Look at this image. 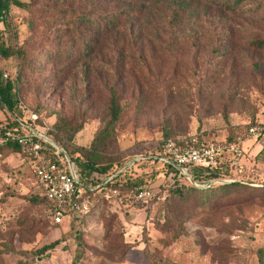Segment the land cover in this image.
<instances>
[{
  "label": "rangeland",
  "instance_id": "1",
  "mask_svg": "<svg viewBox=\"0 0 264 264\" xmlns=\"http://www.w3.org/2000/svg\"><path fill=\"white\" fill-rule=\"evenodd\" d=\"M18 1L27 9L10 5L0 22L4 45L18 52L0 57V72L24 110L0 107L1 123L14 114L52 128L60 118L80 123L71 143L89 149L114 86L122 113L101 155L128 164L119 181L140 179L157 192L165 179L161 141L183 135L237 141L240 167L225 173L260 187L168 196L148 214L123 208L128 201L98 200L80 221L54 226L46 205L31 198L26 165L3 149L0 264H258L264 152L253 157L242 142L264 139L248 134L264 127V0ZM120 12L123 22L98 34L96 24Z\"/></svg>",
  "mask_w": 264,
  "mask_h": 264
},
{
  "label": "trees",
  "instance_id": "2",
  "mask_svg": "<svg viewBox=\"0 0 264 264\" xmlns=\"http://www.w3.org/2000/svg\"><path fill=\"white\" fill-rule=\"evenodd\" d=\"M242 1L244 0H233L232 6H238ZM10 5L23 9H27L28 7L27 4L22 3L18 0H0V22L6 17ZM123 19V12L108 15V17L104 19V21H99V23L96 24V31L98 32V34H101L115 30V28L123 22ZM90 43L91 39L86 41V45L84 46L86 51L91 49V47L89 46ZM17 52L18 51H14L12 48L5 46L3 39L0 35V57L6 59L16 54ZM53 54L48 55V59L49 57H52ZM0 107L6 109L10 113H14V109L24 110V106L22 104V100L18 95L16 86L12 81L3 80L1 77V72ZM121 113L122 107L119 103L117 91L114 86H110L108 88L106 119L103 122V126L94 136L89 149L75 147L71 143L74 134H76L81 128L80 123L78 125H71L70 123H65L60 118L59 121H56L54 123L53 128L49 126V129H47L46 131L47 135L56 143H58L61 147H63V149L67 152L76 168L79 178L87 185H90L92 187L96 186L103 179L120 170V168H122L124 165L122 163H112L109 162V160L105 161V158H103L101 155L102 151L108 148V140L112 139L115 135V126L121 116ZM30 117H28V120H20V118L14 114L12 117H8L4 122H0V137L4 136L5 131L12 130L13 128H16L18 133H22L23 127L22 125H20V123L28 124L31 126H41L37 123L36 115L35 119H30ZM258 136L264 137V127ZM174 137L166 136L165 139ZM165 139H163L161 143ZM3 149H9L13 154H18L21 150V146L16 140L9 139L0 143V151ZM261 151H264V144L262 145ZM232 158L233 155L225 151L223 153L219 168L227 171L228 164L232 160ZM170 170L174 169L170 165L164 164V176H166L167 172ZM219 172L220 171L218 170H211L208 172V174H201L200 172H195L193 178L196 182L208 181L219 177ZM120 176L121 174L113 177L109 182L105 183L104 185H101L93 190L87 191L91 200L90 210L93 207L94 203L98 200L106 202L108 204H111L112 201H118L119 204H122L123 201H128L126 205L122 206L123 208H135L143 210L146 214H148L149 210L153 208L152 206L154 204L160 202L164 203L168 196L182 198L184 195L190 192L199 194L201 196H206L212 191H218L228 186H255L249 181H237L216 184L208 188H200L189 184L183 178H175L171 182L165 181L164 179V182L158 187L159 189L156 193V196L158 198H154L153 200H150L147 203H141L132 202L129 197L124 196V193L128 192L134 186H149H144L143 184H141L142 181L140 179H126L124 180V182H121L119 181ZM257 187L260 186L257 185ZM113 189H116L119 192V195L105 198L104 195L109 194V191ZM122 189L125 190L122 191ZM31 194L32 199H35V201L42 202L44 203V205H46L51 224L54 226H60L58 224H54L51 218V210L54 206V203L51 200L45 198L44 196L39 195L37 192H32ZM89 212L82 216H74L69 220L68 223L65 224L70 225L72 222L80 221L86 215H88ZM179 233H181V231H179ZM58 243L59 241H54L47 245H43L35 251V254L40 256L46 251L54 249L58 245ZM257 261L258 264H264V247L257 250ZM13 264H25V262L19 260Z\"/></svg>",
  "mask_w": 264,
  "mask_h": 264
},
{
  "label": "built area",
  "instance_id": "3",
  "mask_svg": "<svg viewBox=\"0 0 264 264\" xmlns=\"http://www.w3.org/2000/svg\"><path fill=\"white\" fill-rule=\"evenodd\" d=\"M31 119H35V115H31ZM20 125L23 127L22 133H18L16 128L5 131L4 136L0 137V143L11 139L16 140L21 146L17 155L27 167L32 192H37L54 203L51 210L53 223L62 225L68 223L74 216L87 214L91 205L87 191L104 185L112 178L103 183L106 177L94 187L87 185L79 178L71 158L63 147L59 145L61 150L57 149L47 141V138L51 139L46 133L49 126L37 127L23 123ZM262 129L252 126L248 129V134L259 135ZM225 151L233 155L228 167L236 171L237 166L240 167L244 151L235 140L199 142L194 137L188 138L183 135L167 138L162 142L159 161L163 165H170L174 170L167 172L165 181L183 178L196 187L241 181L230 174L226 175L225 170L219 168ZM211 170L220 171L219 177L201 182L194 180L195 172L208 174ZM252 175L256 177L258 173L254 171ZM156 193L150 186H134L124 193V196L129 197L132 202L147 203L158 198ZM116 195H119V192L113 189L104 197Z\"/></svg>",
  "mask_w": 264,
  "mask_h": 264
},
{
  "label": "crops",
  "instance_id": "4",
  "mask_svg": "<svg viewBox=\"0 0 264 264\" xmlns=\"http://www.w3.org/2000/svg\"><path fill=\"white\" fill-rule=\"evenodd\" d=\"M245 144L250 146L249 147V154L251 156L255 157L258 154V152L261 151L262 145L264 144V139L259 143L258 142L252 143V141H250V140L245 141V142L243 141L242 145H245ZM263 152L264 151H262V153Z\"/></svg>",
  "mask_w": 264,
  "mask_h": 264
},
{
  "label": "water",
  "instance_id": "5",
  "mask_svg": "<svg viewBox=\"0 0 264 264\" xmlns=\"http://www.w3.org/2000/svg\"><path fill=\"white\" fill-rule=\"evenodd\" d=\"M47 141H48L50 144H52L53 146H55L57 149H60V150H61V147L59 146V144L56 143L54 140L47 138ZM127 166H128V164L125 165V166H124L123 168H121L120 170H118V171H116L115 173H113L112 175H110L109 177H107L103 183H105V182H107L108 180H110L111 178L117 176L119 173H121L122 171H124V170L127 168ZM236 182H237V181H236ZM103 183H102V184H103ZM198 187H200V188H208L209 185H208V186H207V185H206V186H198Z\"/></svg>",
  "mask_w": 264,
  "mask_h": 264
}]
</instances>
